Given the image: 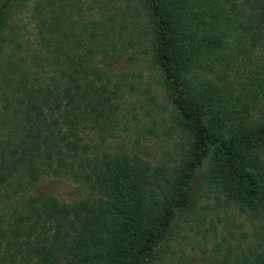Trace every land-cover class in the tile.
<instances>
[{"label":"trees","instance_id":"16d2710c","mask_svg":"<svg viewBox=\"0 0 264 264\" xmlns=\"http://www.w3.org/2000/svg\"><path fill=\"white\" fill-rule=\"evenodd\" d=\"M126 53L166 100L155 163L109 145L135 86L100 65ZM262 101L264 0H0V264H155L207 158L204 183L264 223ZM222 263L264 264V238Z\"/></svg>","mask_w":264,"mask_h":264},{"label":"rangeland","instance_id":"374dc122","mask_svg":"<svg viewBox=\"0 0 264 264\" xmlns=\"http://www.w3.org/2000/svg\"><path fill=\"white\" fill-rule=\"evenodd\" d=\"M29 7L30 4L18 13L17 25L24 27L21 33L25 34L30 30ZM129 55L123 54L117 62L100 65L126 75L135 86V90L124 97L121 106L126 129L121 125L122 132L118 130L116 138L109 140V145L114 150H131L155 163L161 159L164 150L171 151V136L164 131L168 124L167 104L155 85L156 74L141 61V57L131 61ZM255 118L264 120V101L259 105ZM208 163L209 158L196 173L192 186L193 208L187 215L176 217L169 240L157 250L155 264H223V257L250 250L258 237L264 238L261 220H254L237 206L225 202L219 191L204 183L203 174ZM80 188L77 189L70 180L57 178H46L39 186L44 192L51 190L64 198H70L67 194L71 192L78 196L76 198L97 199V194Z\"/></svg>","mask_w":264,"mask_h":264}]
</instances>
